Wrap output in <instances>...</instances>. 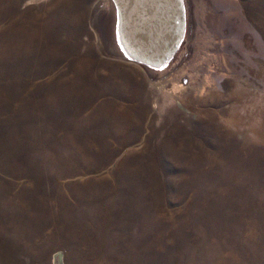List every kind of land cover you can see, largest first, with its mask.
Returning <instances> with one entry per match:
<instances>
[{"label": "rangeland", "instance_id": "1", "mask_svg": "<svg viewBox=\"0 0 264 264\" xmlns=\"http://www.w3.org/2000/svg\"><path fill=\"white\" fill-rule=\"evenodd\" d=\"M97 1L0 0V264H264V0H189L162 78Z\"/></svg>", "mask_w": 264, "mask_h": 264}, {"label": "water", "instance_id": "2", "mask_svg": "<svg viewBox=\"0 0 264 264\" xmlns=\"http://www.w3.org/2000/svg\"><path fill=\"white\" fill-rule=\"evenodd\" d=\"M190 22L189 0H98L89 13L99 51L153 78L167 76L182 59Z\"/></svg>", "mask_w": 264, "mask_h": 264}, {"label": "crops", "instance_id": "3", "mask_svg": "<svg viewBox=\"0 0 264 264\" xmlns=\"http://www.w3.org/2000/svg\"><path fill=\"white\" fill-rule=\"evenodd\" d=\"M228 2H229V5H231V6H234L235 7V0H228Z\"/></svg>", "mask_w": 264, "mask_h": 264}, {"label": "bare ground", "instance_id": "4", "mask_svg": "<svg viewBox=\"0 0 264 264\" xmlns=\"http://www.w3.org/2000/svg\"><path fill=\"white\" fill-rule=\"evenodd\" d=\"M95 27L97 28V24L95 25Z\"/></svg>", "mask_w": 264, "mask_h": 264}]
</instances>
